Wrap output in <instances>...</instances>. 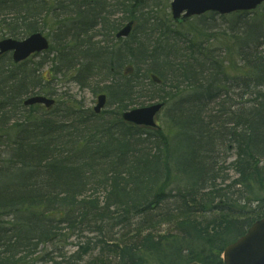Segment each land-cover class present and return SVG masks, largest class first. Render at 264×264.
<instances>
[{
  "label": "trees",
  "instance_id": "1",
  "mask_svg": "<svg viewBox=\"0 0 264 264\" xmlns=\"http://www.w3.org/2000/svg\"><path fill=\"white\" fill-rule=\"evenodd\" d=\"M144 1L117 0L123 17L111 19L108 0H0V39L56 23L41 63L0 54V264H223L264 217V4L230 14L223 31L205 20L215 13L191 37L161 30L165 46L136 42V30L116 41L129 21H148ZM45 64L53 80L71 74L105 93L112 118L80 102L25 105L56 94ZM153 102L166 105L163 127L123 120Z\"/></svg>",
  "mask_w": 264,
  "mask_h": 264
},
{
  "label": "water",
  "instance_id": "2",
  "mask_svg": "<svg viewBox=\"0 0 264 264\" xmlns=\"http://www.w3.org/2000/svg\"><path fill=\"white\" fill-rule=\"evenodd\" d=\"M264 0H173L171 7L175 19L193 15H201L207 11L227 14L234 11H247L257 8ZM133 28V21L124 26L117 37H127ZM49 42L42 33L37 32L23 40L6 38L0 41V53L13 51V59L20 62L33 53L46 50ZM155 78V77H154ZM106 103V95L98 97L95 111L99 113ZM26 105L44 104L51 107L54 100L43 96H31L25 101ZM163 107V103H154L145 107L127 110L123 118L137 125H155V115ZM224 264H264V217L254 222L247 232L235 242L228 245L223 252ZM187 264H202L192 261Z\"/></svg>",
  "mask_w": 264,
  "mask_h": 264
},
{
  "label": "rangeland",
  "instance_id": "3",
  "mask_svg": "<svg viewBox=\"0 0 264 264\" xmlns=\"http://www.w3.org/2000/svg\"><path fill=\"white\" fill-rule=\"evenodd\" d=\"M113 2L114 3L116 2V4H115L114 8L112 9L113 10L112 11L113 17L111 19H120L123 16L119 10L120 7L117 5V3H118L117 0H108V3L111 5L114 4ZM144 2L146 4V6H145V8L142 7V10L144 13L147 14L144 17L146 19H148V21L145 22L141 19L135 20L133 32H135V30H136V33H135L136 36L138 38H142L144 40V42L146 41L147 45L148 44L154 45L157 42V39L159 38L160 31L161 30H167L168 28L172 31L180 32L182 34H186V35L189 34L190 37H191V32H195L196 30H202V28L199 26V24L201 23L199 16L198 17L193 16V17L187 18L184 20V22H182L181 25H177L176 22L172 19V13H171V2H172V0H145ZM136 14L137 13L135 11V15ZM226 16H228V17L223 19L220 17L219 14H217V15L212 16V18H209L207 16L205 18V20L214 22V26L218 27V30L223 31L227 27V23H225V22L231 20V18L229 17L230 14L229 15L227 14ZM48 18H49V20H48ZM48 18H46L47 23L45 22L47 25L44 27L43 31H41V32L44 35H46L49 38V40H51L52 37H51L50 33L55 28L56 23L54 22L52 17H48ZM99 29H100V26H97L95 28V30H97V31ZM201 37L198 36V40H200ZM2 38H5V37H2ZM181 38L185 39L184 36H181L179 40H176V39L172 40L171 39V41H169V42L172 43L173 41H175L176 43H178L177 48H184L186 46V44L184 41H181ZM210 38H211V36H206V37H202L201 39H204V42L209 47H213L212 46L213 44H214V46L218 45L217 41H213ZM96 39L97 40H103V36L97 35ZM207 39H210L208 43L206 42ZM159 41H160V43H162L165 46V41L163 39H161ZM115 44H119V43H115ZM47 56L48 55L45 52L39 53L38 56L33 57V63L34 64L39 63V62L41 63L43 61V58H45ZM47 71H50V65L49 64L44 65L43 74L45 75V78L48 79V83L50 84L51 88L56 93L55 95H50L51 96L50 98L55 99L56 104L61 103L60 105H67V104H71V103L75 104V103L80 102V103H82V105L84 106L85 109H93L96 106L97 98H98L99 94L94 93L93 90L90 89L89 87H85L83 85H80L76 81L72 80L71 74H68L66 76L60 75V76H57V78L53 80L52 77L50 76V74L47 73ZM91 84H94V82ZM144 87L149 89V85L147 84V82L144 83ZM146 92H149V93H146ZM147 94H150V91L145 90L143 92V95H147ZM163 107L164 108L161 110V112L159 113V115L157 116V119H156L157 123H158V127L159 126L163 127L166 120H167L166 105ZM116 111H117L116 107L114 105L110 104L109 102H107L105 107L102 109V113L106 112L105 116L107 119H111L113 116V113L115 114ZM226 161L228 164V162L231 160L227 159ZM230 175H233V173L230 172ZM178 178L179 177H178L177 173L174 172V174H171V179H169V184L174 183L173 186H175L176 185L175 181H177ZM252 205H253V207L256 206L255 203ZM135 227H136V225L133 224V229ZM161 227H163V228H159V229L163 230L165 227H168V226H161ZM169 227H171V225ZM124 236H128V235H125V233L123 232L122 234L119 235L118 239H122ZM71 241L72 242H69L71 244L66 248V250L69 251L68 254L76 250L75 244L78 242V240H71ZM44 250L45 249H43L37 257L43 255ZM65 252H67V251H65ZM88 258H89V256H86L85 260H88ZM112 261H116V258L111 257L110 259L107 260V264H111L110 262H112ZM37 263L38 264H45V263H41V262H37ZM49 264H51V263H49Z\"/></svg>",
  "mask_w": 264,
  "mask_h": 264
},
{
  "label": "bare ground",
  "instance_id": "4",
  "mask_svg": "<svg viewBox=\"0 0 264 264\" xmlns=\"http://www.w3.org/2000/svg\"><path fill=\"white\" fill-rule=\"evenodd\" d=\"M126 25V24H125ZM124 25V26H125ZM123 28V27H122ZM121 28V29H122ZM120 29V30H121ZM129 38V36H127V37H117L116 35H115V39H116V41L117 40H125V39H128ZM159 40H161L160 39V37L157 39V41H159ZM176 40H179V38H177ZM143 41V39L142 38H139V40H137L136 42H142ZM181 41H183L182 39H181ZM173 44H174V46H175V48L178 46V43H176L175 41H173L172 42ZM174 48L171 46V49L170 48H168L167 50L166 49H164L166 52L167 51H171L173 54H172V56L174 55V53H175V51L173 50ZM172 59H173V57H171ZM149 88H150V86H149ZM139 107H145V106H139ZM135 108H138V107H135ZM164 107H162L157 113H156V115H155V118H154V120H155V125L154 126H148V125H144V126H146V127H148V128H156V127H158V123H157V116L159 115V113L161 112V110L163 109ZM124 229L122 228V227H116L115 229H114V231L115 232H120V231H123ZM124 232V231H123ZM125 233V232H124ZM87 237L88 236H84V238H83V240L85 241L86 239H87Z\"/></svg>",
  "mask_w": 264,
  "mask_h": 264
}]
</instances>
